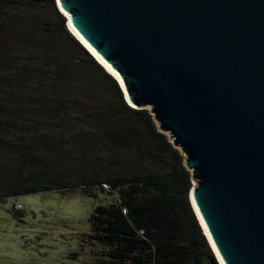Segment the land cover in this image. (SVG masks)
Wrapping results in <instances>:
<instances>
[{"label":"water","instance_id":"water-1","mask_svg":"<svg viewBox=\"0 0 264 264\" xmlns=\"http://www.w3.org/2000/svg\"><path fill=\"white\" fill-rule=\"evenodd\" d=\"M54 1L179 150L217 263L264 264V0Z\"/></svg>","mask_w":264,"mask_h":264},{"label":"rangeland","instance_id":"rangeland-1","mask_svg":"<svg viewBox=\"0 0 264 264\" xmlns=\"http://www.w3.org/2000/svg\"><path fill=\"white\" fill-rule=\"evenodd\" d=\"M22 1L25 9L5 5L0 16V65L6 64L0 70L21 57L14 44L29 43L36 49L30 56L60 71L54 78L36 66L0 71V118L29 128L0 139V264H105L99 245L91 244L88 218L113 199L78 186L137 171L130 148L110 134L130 124V116L105 69L68 32L55 1L54 10ZM120 99L126 104L122 93ZM72 111L79 117L71 119ZM70 121L75 125L66 132L52 130ZM36 182L68 186L22 193Z\"/></svg>","mask_w":264,"mask_h":264},{"label":"trees","instance_id":"trees-1","mask_svg":"<svg viewBox=\"0 0 264 264\" xmlns=\"http://www.w3.org/2000/svg\"><path fill=\"white\" fill-rule=\"evenodd\" d=\"M28 1L47 2L54 10V0ZM17 2L24 9L28 4L22 0H0V16L5 5ZM57 16L61 18L59 14ZM63 32L80 48L67 32ZM12 48L20 52L21 57L0 71L13 73L26 65L43 68L50 78L59 73L57 67L44 64L41 57L30 56L36 53L33 44L18 43ZM80 49L91 60L87 51ZM105 76L113 83L125 114L130 116V124L117 125L110 130L111 138L130 148L139 166L137 171L127 175L109 176L99 181L86 178L85 183L78 186L91 192L85 186L107 183L117 193L119 201L93 207L88 218L91 244L99 245L105 264H217L188 200L191 180L182 155L167 141V136L157 130L148 111L124 104L114 78L108 73ZM3 114L0 106V117ZM74 117H79L77 111L71 112L70 118ZM70 122V125L52 126V130L66 132L69 126L75 125ZM18 126L16 122L0 118V139L29 129ZM66 186L36 182V185L24 188L22 193Z\"/></svg>","mask_w":264,"mask_h":264},{"label":"bare ground","instance_id":"bare-ground-1","mask_svg":"<svg viewBox=\"0 0 264 264\" xmlns=\"http://www.w3.org/2000/svg\"><path fill=\"white\" fill-rule=\"evenodd\" d=\"M57 3V6H58V9H59V11L64 15V17H65V20H66V25H67V23H68V20H69V17L60 9V7H59V5H58V2H56ZM67 30H68V32L69 33H71L72 35H73V37H75L76 39H77V42L79 41V44L87 51V53H90V55H93V56H91L94 60H95V62H97L103 69H105V71L108 73V74H110L112 77H114L115 79H117V77L114 75V73L113 72H111L90 50H89V48L81 41V39L68 27V25H67ZM75 39V40H76ZM117 81H118V83H119V85L121 86V88H122V85H121V83H120V81L117 79ZM123 89V88H122ZM123 93H124V90H123ZM124 98L126 99V101L131 105V106H133V107H135L134 105H132L129 101H128V99L126 98V95H125V93H124ZM200 220V219H199ZM201 222V221H200ZM214 250V249H213ZM214 252H215V250H214ZM215 255H216V257H217V260H218V262H219V264H222V262H221V260L219 259V257H218V255L216 254V252H215Z\"/></svg>","mask_w":264,"mask_h":264},{"label":"built area","instance_id":"built-area-1","mask_svg":"<svg viewBox=\"0 0 264 264\" xmlns=\"http://www.w3.org/2000/svg\"><path fill=\"white\" fill-rule=\"evenodd\" d=\"M85 187L90 191L105 193L111 196L114 201H118L117 193L111 190L107 183H100V184L97 183V184L87 185ZM122 212H125L124 208H122ZM138 233H141V231H138Z\"/></svg>","mask_w":264,"mask_h":264}]
</instances>
